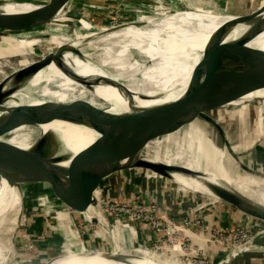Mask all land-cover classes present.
Wrapping results in <instances>:
<instances>
[{"label":"water","instance_id":"95a60500","mask_svg":"<svg viewBox=\"0 0 264 264\" xmlns=\"http://www.w3.org/2000/svg\"><path fill=\"white\" fill-rule=\"evenodd\" d=\"M14 2L30 7L18 12H0V47L34 30L31 28L46 25L61 14L68 15L75 10L72 5L68 9L73 0ZM118 5L124 8L123 4ZM177 12L178 10L174 13ZM263 12L264 3L253 11L229 15L231 17L210 36L201 59L192 70L184 94L164 103L122 112H112L109 110L112 103L101 100L99 104L85 100H46L40 103L9 105L11 96L25 87L23 83L51 63H56L63 72L91 88L93 84L79 76L63 60V55L68 51L82 54L72 44H65L44 53L0 80V135L4 133L7 136L21 127H26L22 131L24 134L37 135L39 133H35L34 128L54 121L85 125L100 134L95 141L75 155L66 151V144L60 133L52 129L35 138L28 149L0 143V175L21 174L22 180L26 179L39 186L45 211L43 214L34 211L31 217L33 223L46 227L50 232L49 238L65 242L77 258L99 255L111 262L130 264L134 252H138L136 249L139 248L143 252L140 255L145 254L154 262L181 264L147 240L138 229V220H127L117 210L115 201L118 197H128V194L125 189L121 192L123 184H119L116 176L128 181L124 176L128 171L135 176L139 173L143 182L144 178L154 177L153 174L165 179H173V173L201 178L199 180L210 192L205 194L213 197L216 202H221L251 220L264 222V200L247 196L238 186L225 179L212 180L207 171L195 170L184 164L154 160L159 152L156 140L173 135L199 119L215 130L216 140H213L214 143L218 140L216 146L219 149L226 148L232 159L237 160L234 147L219 140L221 119L215 117L213 112L264 100V97L248 96L264 89V49L248 45L264 31ZM130 23L143 25L144 21L130 19L119 26L105 25L91 31L93 34L84 38L103 35ZM239 24L248 25V29L239 38L227 40L229 33ZM154 86L153 84L148 87L153 89ZM140 94L141 99H147V93ZM123 95L128 104L134 103V93L128 91ZM31 96L39 97L35 94ZM260 141L258 138L249 149L250 155L264 165V142L259 143ZM67 162L69 163L66 164ZM241 164L238 163L239 167L253 175L255 181L244 175L241 179L246 180V184H251V190L264 194L258 187L264 184V172L257 173ZM11 177L10 182L13 181ZM235 182L239 184L238 181ZM153 203L161 208V213L155 215H163L167 219L178 216L166 211L159 200L154 199ZM179 207L184 209L182 203H179ZM145 213L153 214L150 211ZM115 225H118L116 231ZM19 233L18 228L17 235ZM256 241L258 244L262 243L260 245L264 244V238ZM255 254L261 256L259 252L247 251L243 260L245 261L246 255ZM239 257V254L236 255L232 264H236Z\"/></svg>","mask_w":264,"mask_h":264},{"label":"bare ground","instance_id":"6f19581e","mask_svg":"<svg viewBox=\"0 0 264 264\" xmlns=\"http://www.w3.org/2000/svg\"><path fill=\"white\" fill-rule=\"evenodd\" d=\"M4 6L5 10L17 12L30 7L25 4H15V2L5 3ZM34 7L33 5L32 8ZM179 12L182 15L175 20L160 18L148 20L144 25L130 23L117 27L103 35L92 36L88 39H85L84 36L68 43L72 44L82 54L77 55L68 51L63 55L64 62L93 86L89 88L85 84L79 83L71 75L63 72L56 63H51L27 79L23 83L25 87L11 96L9 105L40 103L46 100H85L93 104H99L101 100L112 103L109 107L112 112H122L179 98L188 86L192 70L201 59L205 41L224 21L231 17L201 10ZM247 29L248 25H237L229 33L227 40L239 38ZM188 32L194 34L189 36L191 37L190 44H187L185 38L178 35L186 36ZM248 45L264 49V31L251 40ZM135 56L139 58L136 59ZM29 62V60L24 59L18 64L23 66ZM95 82L98 83L94 84ZM153 84L155 85L154 88L149 89ZM128 91L135 95L133 104H128L127 98L123 95ZM142 92L147 93V99H141L140 93ZM32 93L37 94L39 97L33 98ZM248 96L264 97V89ZM25 128H18L7 136L2 133L0 143L28 149L35 138L52 129L60 133L63 138L61 139L66 144L64 146L66 151L71 155H75L100 136L98 132L88 126L64 121L38 125L34 128V132L39 133L37 135L24 134L22 131ZM209 129H212L211 125L199 119L189 124L183 132L179 130L173 135L159 138L155 141L157 144L169 142L168 139L173 137L172 140H169L173 143L177 142L178 146L186 150L178 151L176 154L166 153L163 157L156 154L154 160L184 164L195 170L207 171V175L212 180L225 179L228 183L238 186L240 191L247 196L264 200V194L251 190L244 183L245 181L234 180L232 176L230 177L226 173L212 174V170L207 169L208 165L203 167L193 159H187L189 162L181 160L184 152H189L192 156L196 150L200 154L201 152L204 154L208 150L206 153H209L207 157L209 163L212 161L211 157L222 158L223 162L224 152L228 153V150L217 148V141L215 144L214 141L212 142L214 137ZM204 147L206 148L205 152H203ZM211 165L217 166L215 160ZM208 171L211 173H208ZM20 175H0V264H6L7 261L4 255L7 256L11 253L15 241L14 237L21 225L24 210V188L28 185L37 184L26 179L22 180ZM10 177L13 179L12 182L9 180ZM173 179L178 183L181 182V188L187 187L194 191L210 193L199 180L201 178L195 179L180 173H173ZM235 181L242 182L241 184L245 185H239ZM262 191L264 192V188ZM144 256L147 258L144 259L145 264H160L152 260L149 261V256ZM133 258L135 259V257ZM225 262L227 263V259ZM71 264L122 263L111 262L97 255L94 257L87 256L86 258L75 256ZM130 264L135 263L130 261Z\"/></svg>","mask_w":264,"mask_h":264},{"label":"rangeland","instance_id":"374dc122","mask_svg":"<svg viewBox=\"0 0 264 264\" xmlns=\"http://www.w3.org/2000/svg\"><path fill=\"white\" fill-rule=\"evenodd\" d=\"M14 1L18 0H0V12H17L5 10L4 8L5 3L9 4ZM44 1L45 0H35L36 3H43ZM262 3H264V0H73L68 9L73 6L75 7L74 12H71L68 15L61 14V16L46 25L31 28L34 30L19 36V38L10 40L0 47V80L5 78L6 75L12 73L15 69L19 68L20 65L18 63H20V61H23L24 59L29 61L37 59L44 53L53 51L59 46L68 44L84 36L91 35L93 34L91 31L105 25L119 26L126 24L130 19L143 20L144 25L148 20L160 19L164 16V19L175 20L177 17L182 15L179 10L183 12L193 10L209 11L210 13L222 16L237 15L253 11ZM118 4H123L124 8H120ZM176 10H178V12L174 13ZM169 13H171V15H168ZM178 35L181 36V38H185L186 43L190 44L191 37L189 36L194 34L192 32H188L186 36H182L181 34ZM209 38L205 41L203 49L205 48ZM198 51L199 50L197 49V52ZM135 58L138 59L139 57L135 56ZM35 96L38 95L35 94ZM213 115L221 119L219 130L222 135L220 134L221 139L218 137L219 140H222V142L225 141L229 146L232 145L234 147V151L238 155L237 160L234 161L225 151L223 162L222 158L211 157L212 161L209 163L207 158L209 153H206L208 150H206L205 147L203 149V152L206 150L204 154H202V152L200 154L197 150L196 152H193L192 156L189 152H184L181 160L189 162L187 159H193V161L200 163L203 167L208 165L207 169L212 170L213 173H227L230 177L232 176L233 178L241 181H243L241 177L244 178V176H250V179L255 178L253 175L244 172L239 167L241 163L244 167H249L252 171H257V173L262 171L264 172V165L261 163L259 164L253 156L250 155L251 150L249 149V146L247 147L249 143H245L248 140H252L251 137H254L255 135L260 136L258 137L261 139L259 143L264 142V100L257 101L251 105L247 104L235 108L230 107L217 112L214 111ZM184 129L186 130L187 126L182 128L180 131L183 132ZM209 131L214 137L213 139L216 140L215 130L212 128L209 129ZM213 139L212 142L214 141ZM152 145L154 146V144ZM156 146L161 155H165L166 153L176 154L178 151L186 150L182 149L183 147L178 146L177 142H162ZM213 160H215L217 166L211 165ZM124 176L128 179V181H124L119 175L116 177L119 180V184H123L121 192L123 193V190L125 189L128 197H118L115 204L116 202L121 204H130L131 207L133 205L139 210L153 212L150 217H155L154 214L161 213V208L153 206V200L157 199L162 203L166 211L178 215L176 217L177 219L191 218L193 222L201 223L202 225H209L210 228L222 231L220 227L222 224L220 223L225 220V217L223 215L221 216L220 212H215L217 205L221 204V202H211V199H214L213 197H209V195L205 193L201 194V192L194 190H189V194L178 192L177 188L180 184L173 179H165L156 176V179L159 178L163 181V183L166 182L167 185H165L161 184L160 181L154 183V179L150 177L144 178L143 182V180L139 178V173L135 176L131 171L126 172ZM152 182L154 184H152ZM241 183L242 182H239V184ZM244 183L246 184V182ZM246 185L250 186L249 188L252 187L249 183ZM258 187L262 191L264 184ZM24 190L23 222L20 225L21 227H19V235L14 237V240L17 241L18 245H16V247L13 245V248L11 249L13 252L9 253L7 256L4 255L7 261L6 264H11L12 262L14 264H18L15 262V259H20L18 255L16 254L13 258V254H15V251L18 248L21 249V258L25 261L24 264H33L31 256L35 253L34 244L36 240L35 235L31 230L32 228L28 226H30L29 223H33L31 217L34 214V211L39 209L41 210L42 203L43 206L45 204L40 192L37 191L38 189L35 184L34 186H25ZM179 203L183 204L184 209L179 207ZM174 206L176 207L174 208ZM183 210L185 211L184 213ZM43 211H45V209ZM181 213L186 216L180 215ZM123 216L128 220L127 216ZM233 219L234 221L232 222L234 224L227 230L236 229L238 226L247 230L252 227V220L246 216L238 214L234 216ZM238 219L240 220L238 221ZM139 222L140 223L137 225L139 231H141L142 234L146 236L147 240H150L153 246L158 250H162L168 257L173 260H177L181 264H199V259L203 256V254L194 252L190 249L186 250L183 248V245L179 244L177 241L174 243V236L172 237L173 244L169 245V241L168 244H164V242H161L163 238L162 234L159 233L158 229L154 227L150 221L146 222L145 220H139ZM198 228L199 227H197V229ZM24 230L26 235L24 234ZM256 240H254V244L250 245L247 241H241L238 238H233V245H223L221 250L218 248V252L222 250L226 252H224V255H222L216 263L212 262V264H226V259L227 262L229 261L227 264H232L230 261L232 257L230 256H232V254L235 256L236 253H243L245 251L259 252L261 253V256L257 254H255V256L246 255L244 264H264V244L260 245L262 243L258 244L256 243ZM161 246L164 247L162 248ZM174 246H176V249H174L176 251L173 250ZM166 247H168V249ZM177 247H180L179 250L181 249V251H179ZM71 263L73 262L71 261Z\"/></svg>","mask_w":264,"mask_h":264},{"label":"built area","instance_id":"2783aa9c","mask_svg":"<svg viewBox=\"0 0 264 264\" xmlns=\"http://www.w3.org/2000/svg\"><path fill=\"white\" fill-rule=\"evenodd\" d=\"M153 204L156 207L155 203ZM116 208L122 215L127 216L128 219L150 221L158 229L159 233L162 234L163 238L161 242H164V244H168V241L169 245L173 244L172 237L174 236V243L177 241L183 245L184 249H190L203 254L199 259V264H212L214 253L210 250V256H207L206 248L208 247L216 250L219 248L221 250L223 245H233V238H238L248 243L254 241V239L264 238V222L260 221L252 220V229L248 228V230L238 226L236 229H222V231H219L215 228H210L209 225L193 222L191 218L167 219L163 215L157 216L155 214V217H150L152 214L148 215L145 211L139 210L133 205L131 207L130 204L116 202ZM197 227L199 228L197 229ZM161 247L163 248L164 246ZM166 248L168 249V247ZM174 249H176V246L173 247Z\"/></svg>","mask_w":264,"mask_h":264},{"label":"crops","instance_id":"0c3cea01","mask_svg":"<svg viewBox=\"0 0 264 264\" xmlns=\"http://www.w3.org/2000/svg\"><path fill=\"white\" fill-rule=\"evenodd\" d=\"M164 18L165 17H163L161 19H164ZM255 136L251 137L252 140H248V141L245 142L247 144L249 143L247 145V147L248 146H252L253 143L256 141L255 139H257L259 137V135H255ZM169 139L172 140L173 137L172 138L170 137ZM169 139H168V141L171 142ZM157 155L160 156V151L157 153ZM162 157H163V155H162ZM153 175H155V176L151 177V178H153L156 182L160 181L161 184L167 185L166 182L163 183V181L161 179H159V178L156 179V176H157L156 174H153ZM259 182H261V181L258 180V183ZM262 183H264L263 180H262ZM179 184H180V186L177 188V191L178 192H184L185 194H189L188 191L191 190V189H189L187 187L181 188L182 184L181 183H179ZM35 185L37 186V189H38L37 191L40 192L38 184H35ZM32 186H34V185H32ZM211 202H216V201L214 199H211ZM217 207L220 208V209H218ZM217 207L215 209V212H220L221 216L223 215L225 217V220L220 223V224H222V226L220 225V227L223 230H227V229H229V227H232V225L234 224L232 222V221H234L233 218H234V216L238 215L239 213L235 212L233 209H231L230 207H227L226 205H224L222 203L218 204ZM42 209L44 210L43 203H42L41 210L39 209V210H37V212L40 213V214H43L44 211ZM239 220L240 219H238V221ZM22 222L23 221H21V223ZM29 225L30 226H28V227L32 228L31 230L33 231V234L35 235V240H36L35 244H34L35 253L31 256L33 264H58V263H60V264H70L71 261L73 262V257H75V255L71 252L69 246L65 242L63 243L62 240L56 241V240H54L52 238H49L48 236L50 235V232H48L46 227H43V226L35 224V223H29ZM117 228H118V225H115V231L117 230ZM24 234L26 235L25 230H24ZM28 237H29V235H28ZM130 242H131V240H130ZM13 245H15V247H16V245H18L17 241H15ZM136 250L138 252H134V254H133V257H135V259L133 258L130 261H133V263H135V264H145L144 263V259L146 258L144 256L145 254H143V255L141 254L140 255V253H143V252H141L139 248H137ZM210 250H211V252L213 251V253H214V256L212 258V262H214V263H216L222 257V255H224V252H226V251H223V250L218 252V250L213 249L211 247H208V248H206V255L207 256H210L209 255L210 254ZM246 252L247 251H245L243 253L242 252L238 253L240 257L236 261V264H244L243 258L245 256ZM16 254L18 255V257L20 259H15V262L18 263V264H24L25 261L22 260V258H21V256H22L21 255V249H19V248L16 249L15 254H13V258L15 257ZM238 254L236 253L235 256L234 255L230 256V257H232V259H230V261L233 262V258L236 257V255H238ZM149 261H150V259H149Z\"/></svg>","mask_w":264,"mask_h":264}]
</instances>
